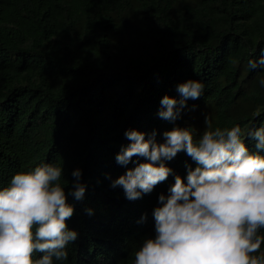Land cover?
Instances as JSON below:
<instances>
[{"label":"trees","instance_id":"obj_1","mask_svg":"<svg viewBox=\"0 0 264 264\" xmlns=\"http://www.w3.org/2000/svg\"><path fill=\"white\" fill-rule=\"evenodd\" d=\"M261 48L264 0H0V187L41 161L63 165L66 192L76 167L86 185L83 199L67 196L78 237L55 264H132L174 176L132 200L112 187L134 166L115 160L125 129L145 138L155 129L162 142L174 126L195 138L205 115L214 127L258 126L264 71L247 60ZM189 78L204 82L203 94L175 121L160 118L161 97L179 98ZM186 161L194 165L178 151L165 163L184 176Z\"/></svg>","mask_w":264,"mask_h":264},{"label":"clouds","instance_id":"obj_2","mask_svg":"<svg viewBox=\"0 0 264 264\" xmlns=\"http://www.w3.org/2000/svg\"><path fill=\"white\" fill-rule=\"evenodd\" d=\"M247 67L264 71V48L248 58ZM259 84L264 87V77ZM204 88L200 79L178 83L179 98L164 94L158 116L175 121L187 99L198 98ZM195 133L191 126H174L162 132L161 142L155 129L147 138L135 128L124 131L129 143L121 145L115 160L134 166L112 179V187L121 186L132 200L150 193L169 174L174 176L152 209L154 235L143 238L132 264H264V252L257 253L264 241V122L214 127L205 115L203 131L194 138ZM178 151L194 162H185L184 176L165 163ZM81 175V168L72 169L74 179L66 192L69 181L62 182L63 165L41 161L16 171L0 187V264L67 259V246L78 237L67 224L74 212L67 196L84 198Z\"/></svg>","mask_w":264,"mask_h":264}]
</instances>
